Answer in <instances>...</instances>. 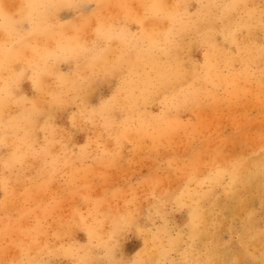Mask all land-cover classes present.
Listing matches in <instances>:
<instances>
[{"label": "clouds", "instance_id": "clouds-1", "mask_svg": "<svg viewBox=\"0 0 264 264\" xmlns=\"http://www.w3.org/2000/svg\"><path fill=\"white\" fill-rule=\"evenodd\" d=\"M0 264H264V0H0Z\"/></svg>", "mask_w": 264, "mask_h": 264}]
</instances>
